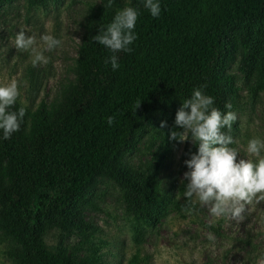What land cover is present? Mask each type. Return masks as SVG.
<instances>
[{
	"label": "trees",
	"instance_id": "1",
	"mask_svg": "<svg viewBox=\"0 0 264 264\" xmlns=\"http://www.w3.org/2000/svg\"><path fill=\"white\" fill-rule=\"evenodd\" d=\"M26 1L30 7H46L56 0ZM100 1L89 8L74 78L59 103L49 111L26 110L20 130L10 139L0 130L2 225L15 243L18 264H97L94 256L77 259L68 253L62 240L49 248L46 236L55 229H77L86 240L91 236L95 229L84 221L81 207L94 178L114 173L134 135L162 106L178 99L182 107L193 89L207 85L203 91L214 98V107L226 113L230 102L233 109L237 94L223 71L240 52L239 45L241 71L258 74L264 88V33L257 35L260 51L249 46L246 35L251 23L264 19V0H158V18L144 7L145 0ZM109 2L111 7H105ZM126 6L139 13L137 39L130 53H115L120 67L113 71L105 64L113 53L92 38ZM109 116H115L112 126ZM173 144L148 182L128 176L137 222L154 226L166 212L184 209L158 191V175ZM142 235L139 225L134 241L140 243ZM131 264H138L137 257Z\"/></svg>",
	"mask_w": 264,
	"mask_h": 264
},
{
	"label": "rangeland",
	"instance_id": "2",
	"mask_svg": "<svg viewBox=\"0 0 264 264\" xmlns=\"http://www.w3.org/2000/svg\"><path fill=\"white\" fill-rule=\"evenodd\" d=\"M100 0H56L46 7H30L26 0L0 1V86L14 78L19 97L10 111L25 107L31 112L43 107H55L65 87L74 78L75 61L84 33L90 7ZM39 38L49 34L62 40V45L44 52L48 63L32 66L29 53L14 47L15 35ZM264 33V19L255 21L247 29L248 44L257 51L261 48L257 35ZM257 46L258 48H256ZM241 52V45L238 46ZM240 52H236L223 73L232 81L237 94L233 111L237 120L229 135L238 149L239 159L249 157L246 148L252 138L264 140V88L259 87L260 76L240 69ZM181 107L176 99L162 106L143 130L133 137V145L121 156L113 174L94 178L82 205V217L94 230L87 240L78 234L52 230L46 244L53 248L62 240V246L77 259L94 256L97 264H257L264 256V201L246 206L243 221L210 215L207 207L192 206L184 198L182 188L188 181L185 161L198 153V145L191 140L179 143L170 139L178 130L175 117ZM166 127L161 128V123ZM174 143L158 175V191L184 205L181 211H168L154 225L136 221L137 203L128 195L129 174L148 182L167 147ZM264 155V151L261 153ZM5 207L0 202V264H18L16 246L3 228ZM141 225L140 243L134 241V232ZM89 233V232H87ZM61 235V237H60ZM209 236L212 239H209Z\"/></svg>",
	"mask_w": 264,
	"mask_h": 264
},
{
	"label": "clouds",
	"instance_id": "3",
	"mask_svg": "<svg viewBox=\"0 0 264 264\" xmlns=\"http://www.w3.org/2000/svg\"><path fill=\"white\" fill-rule=\"evenodd\" d=\"M105 7H111V3ZM144 7L154 18L161 14L158 0H145ZM138 16L135 8L126 6L117 11L113 21L106 28L101 27L99 34L92 38V41L113 53L105 60V64H111L113 71L120 67L115 53L132 51L129 46L137 39L134 29ZM61 45V39L49 34L40 36L38 45L36 35L27 36L24 30L14 38V47L18 52L29 53L33 67L48 63L44 52L55 50ZM206 87L201 85L193 89L191 98L183 101L175 117L178 130L170 133L172 141L184 143L191 140L198 145V153L185 161L189 171L184 174L188 183L183 195L188 204L207 207L213 217L225 216L243 221L247 205L264 201V155L261 154L264 140L254 137L248 141L246 152L249 157H255V161L251 158L237 161L238 149L230 147L235 141L223 131L225 128L231 131L237 120L236 114L231 111L232 104H225L228 109L226 113L214 107V98L204 94L203 89ZM19 95L14 78L10 83L0 86V130L5 140L20 130L26 115L25 107L10 111ZM106 120L112 126L115 116H109ZM166 126V122L161 123V128ZM209 239L212 237L209 236ZM257 264H264V256L259 258Z\"/></svg>",
	"mask_w": 264,
	"mask_h": 264
}]
</instances>
